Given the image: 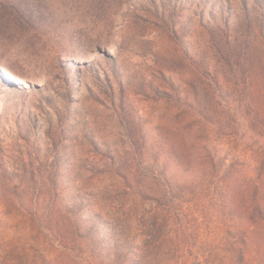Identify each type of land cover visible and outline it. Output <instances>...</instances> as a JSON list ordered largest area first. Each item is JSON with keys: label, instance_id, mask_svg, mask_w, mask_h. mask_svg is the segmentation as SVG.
Wrapping results in <instances>:
<instances>
[{"label": "rangeland", "instance_id": "374dc122", "mask_svg": "<svg viewBox=\"0 0 264 264\" xmlns=\"http://www.w3.org/2000/svg\"><path fill=\"white\" fill-rule=\"evenodd\" d=\"M2 4L0 264H264V0Z\"/></svg>", "mask_w": 264, "mask_h": 264}, {"label": "trees", "instance_id": "16d2710c", "mask_svg": "<svg viewBox=\"0 0 264 264\" xmlns=\"http://www.w3.org/2000/svg\"><path fill=\"white\" fill-rule=\"evenodd\" d=\"M5 7L6 6H4L3 4L0 5V14H3L2 12H4ZM11 16H13L14 19H19L17 16ZM256 190L258 193V206L259 209H262L261 211H263L264 196L263 198L261 196L264 192V185H260L259 183H257ZM261 220L264 222V216L261 217ZM248 234V231L242 234L245 240L250 238ZM60 237L65 239L67 238V235L63 231H60ZM114 248L116 250L115 256H108V260L110 259L112 264H122L120 263L121 259H123L124 264H140V261L142 260V257L140 256L141 251L135 245H130L126 247L116 245ZM209 256V262H211L210 264H250L253 260V257H251V254L248 253L246 249L236 246H232L229 249L227 247H220L219 249H217L215 255L210 253ZM219 256L220 258H218Z\"/></svg>", "mask_w": 264, "mask_h": 264}, {"label": "bare ground", "instance_id": "6f19581e", "mask_svg": "<svg viewBox=\"0 0 264 264\" xmlns=\"http://www.w3.org/2000/svg\"><path fill=\"white\" fill-rule=\"evenodd\" d=\"M20 79V78H19ZM21 81V79L19 80V82Z\"/></svg>", "mask_w": 264, "mask_h": 264}]
</instances>
